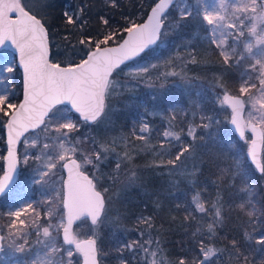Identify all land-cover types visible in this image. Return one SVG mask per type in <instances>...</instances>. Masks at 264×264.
I'll return each mask as SVG.
<instances>
[{
    "label": "snow or ice",
    "instance_id": "1",
    "mask_svg": "<svg viewBox=\"0 0 264 264\" xmlns=\"http://www.w3.org/2000/svg\"><path fill=\"white\" fill-rule=\"evenodd\" d=\"M89 7L81 4L63 13L65 25L72 28L63 35L65 43L60 45L53 43L50 29L22 0H0V58L7 56L9 50L18 56V62L5 60L0 65V85H8L10 78L22 70V99L14 102V83L0 92V126L6 130L7 145L0 196L12 187L19 165H27L31 160L35 165L33 183L41 190L54 191L62 205L57 221L52 220V209L45 211L44 225L39 223L38 209L47 197L35 205L29 200L3 213L7 219L0 226V253L6 247L14 253H28L26 259H12L10 264H100L102 249L98 247L96 230L108 219L112 202L110 189L104 182L118 181L121 162L117 159L113 173L102 171L111 157L119 156L118 144L114 138L92 134L91 126L109 122L112 97L141 83L154 87L153 81L163 76L179 77L185 87L192 85L186 73L174 70V54L170 53L167 59L162 58V53L157 54L170 30L194 22L193 26H199L208 47L218 53L225 66L212 82L216 102L220 108L230 109L227 123L248 147L243 160L234 154L225 158V141L211 131L221 122L204 112L199 114L198 123H189L187 135L193 142L204 140L203 134H196L197 129H203L219 147L212 166L237 197L235 207L248 219L239 241L226 236L221 231L226 220L222 198L218 195L206 207L209 202L201 198L202 193L194 192L189 204L184 205L185 220L195 219V212L210 219L191 233V257H179L177 264H222L225 254L235 264H264V232L255 238L253 246V238L246 230L248 226L264 227V203L253 199L264 188V0H196L195 6L186 0H152L140 5L144 14L141 19L121 12L123 23H120L110 14H98L96 20L103 27L94 30ZM120 7L119 0H104L105 9ZM54 48L58 49L55 57L59 59L53 58ZM194 53L195 48L189 51L187 63L198 62ZM161 65L173 70L153 77L151 70ZM231 69L239 71L238 95L228 90L226 77L231 75ZM124 77L129 79L125 81ZM178 108L184 111L182 101L173 99L165 111L175 113ZM81 121L89 126L84 132ZM138 124V131L131 134L136 140L148 141L152 134L150 124L144 118ZM246 131L252 135L246 136ZM163 137L155 167L167 169L170 175L201 174L196 163L199 145L185 144L179 133L169 130L163 132ZM173 140L179 142L175 152L171 151L175 147ZM19 145L25 149L22 155L18 152ZM124 159H131L128 152L124 153ZM189 160L193 162L190 170ZM249 165L254 166V171ZM131 175L135 177L136 173ZM190 182L193 186L197 184L196 179ZM233 203L227 202L229 207ZM181 206L179 202L176 204L177 208ZM77 221H90V234L85 238L73 231ZM137 222L148 229L153 226L151 216L141 215ZM33 234L37 236L35 244L40 246L35 252L29 243ZM221 238L228 242L224 248L217 246ZM120 247L131 254L136 264H165L160 241L150 235L146 237L143 231Z\"/></svg>",
    "mask_w": 264,
    "mask_h": 264
},
{
    "label": "trees",
    "instance_id": "2",
    "mask_svg": "<svg viewBox=\"0 0 264 264\" xmlns=\"http://www.w3.org/2000/svg\"><path fill=\"white\" fill-rule=\"evenodd\" d=\"M190 6H195L196 0H187ZM27 4L34 13H36L42 22L50 29L54 37L53 43L63 45V35L67 33L72 26L65 25L63 13L78 8L81 4L89 5L88 15L91 18V28L94 30L97 27H103L96 20L98 14L111 15L114 20L123 23L120 16L121 12L134 14V18L141 19L144 14L141 11V4L152 3V0H119L121 5L118 9H105L104 0H44L42 6H30L29 0H22ZM194 24V22H193ZM189 26L182 29L173 28L164 37V44L159 49L157 55L162 53L164 58H168L172 53V63L176 65L175 71L186 73L187 77L192 80L190 87H185L179 81V77L170 78L166 81L163 77L159 80H154V87H149L147 83H141L135 89H127L122 95H114L111 99L112 113L109 122L100 126H91L94 130L92 134L96 136L107 137L109 140L116 139L118 147L117 152L119 156H113L110 160L102 166L104 173H113L115 170L116 157L121 162V167L127 170L124 175L127 179L122 180L121 169L119 171L118 181L112 183L105 181V186L109 187L111 196V204L108 209V219L99 225L98 232V247L102 249L99 255L100 264H136L131 254L120 247L124 242H131L139 236L141 231L145 236H151L154 240H159L163 249L161 253L165 264H177L179 257H191L192 253L189 251L192 247L191 233L197 226L205 224L210 217H205L202 214L195 212V219L185 220V207L192 199L194 192L202 193V199H206L209 203L206 207H210V202L215 200L219 195L221 203L225 205L223 215L226 216L225 224L222 233L226 236L234 237L238 241L241 239L245 232V224L248 217L235 207L237 197L231 192L223 180L218 178L217 169L212 166V159L215 158L219 152H214L218 146H213L214 141L208 138L203 129H197V136L204 135V140L192 141L191 137L187 135V128L189 125L188 115L185 117L176 118L175 123L165 121L159 116H151V112H166V108L170 101L173 99L181 100L182 107L187 113L191 111L197 112V116L193 119V123H198V116L201 112L212 115L221 123L213 128L211 131L217 136L218 139L225 141L224 148L225 158L230 154L238 155L240 160L244 159L248 145H246L237 135L233 132L230 124L227 123L224 115L216 102L215 95L212 93L213 80L223 71L224 65L222 58L218 53L214 52L211 48L205 45L203 38L204 34L199 26ZM75 31V29H73ZM203 41V42H202ZM195 48V55L197 63H187L189 51ZM53 58L58 49H53ZM12 57L16 61L13 52L1 60ZM152 57H150L151 59ZM2 65V64H0ZM231 75L226 77L228 80V90L230 94L238 95V85L236 81L239 79V71L236 69L230 70ZM128 77H124L126 81ZM175 82V83H174ZM14 83L16 91L14 93V102H19L22 99V72L17 71L14 77L9 80L10 84ZM215 91H220L216 89ZM214 92V91H213ZM155 96L156 100L152 97ZM179 109V108H178ZM181 111V110H180ZM230 115V109H227L226 117ZM142 117L150 119L148 122L152 128V135L154 139L159 140L169 126L175 128V131L181 135V140L185 144L199 145L197 148L196 163L201 168V174L188 176L184 174L170 175L167 169L163 167H155L159 163V157L153 156V151L157 149H143L136 150L134 145H137L140 140H136L131 134L133 130L138 131V121ZM81 132L89 126L83 125ZM5 129L0 126V175L4 167V155L6 153ZM79 136L80 133H74ZM248 136V135H246ZM129 141L128 145H122L121 140ZM164 141V137L159 142ZM179 143V142H178ZM177 148L172 149V152L177 151ZM128 152L131 159H124V153ZM155 155V154H154ZM187 155V154H185ZM157 157V158H156ZM153 158V159H152ZM183 159V158H182ZM230 162V159L228 160ZM180 163L179 161L177 162ZM193 162L189 160L187 167L190 170ZM253 168L254 166L249 165ZM33 162H29L27 167L23 168V173L20 172L19 179L13 189L0 198V226L4 224L7 219L3 215L9 209H15L23 205L26 201H32L34 205L37 202L49 198L46 202L41 203L39 211L41 212L40 224H46L47 217L44 213L48 209L53 210L54 199L50 198L53 194L52 190H41L38 185L33 183ZM135 172L136 176L132 177L131 173ZM196 179L197 184L193 186L190 180ZM264 188L258 190L254 194V200H260L264 203ZM57 199V198H55ZM229 200L234 201L231 207L228 206ZM181 203V207L177 208L176 204ZM194 207V206H192ZM62 205L59 200H56V207L53 210V221L60 218V209ZM31 210L29 209V213ZM152 217V228L148 229L146 225L138 223V218L141 216ZM91 228L90 222L81 221L75 228L77 234L81 238H85L90 234L88 230ZM247 232L253 238L252 244L255 245V238L259 237L264 232V227L253 228L247 227ZM37 240L36 235L29 236V243L33 245L35 250L39 245L35 244ZM22 243V241H17ZM226 239H219L217 246L224 248L227 244ZM119 249V250H118ZM12 249L7 248L0 257V263L4 254L11 255ZM20 254V260L26 259L28 253ZM222 264H235V261L229 260L225 254Z\"/></svg>",
    "mask_w": 264,
    "mask_h": 264
},
{
    "label": "rangeland",
    "instance_id": "3",
    "mask_svg": "<svg viewBox=\"0 0 264 264\" xmlns=\"http://www.w3.org/2000/svg\"><path fill=\"white\" fill-rule=\"evenodd\" d=\"M29 4H30V6H35V7H38V6H42L43 4H44V0H29ZM186 2H188L187 0H186ZM203 41H204V43H205V45H207V43L205 42V40H204V38H203ZM202 41V42H203ZM208 46V45H207ZM162 58L163 59H166V58H164L163 56H162ZM151 59H155V57H152ZM5 60H7V61H13L14 59L12 58V57H8L7 59H5ZM5 60H1L0 59V64H3L4 63V61ZM17 61V60H16ZM166 70H168V71H170V70H173L171 67H169L168 65H161L160 67H158L157 69H154V70H151V72H150V74L154 77L157 73H163L164 71H166ZM175 70V69H174ZM161 77H163V76H161ZM164 78V77H163ZM170 78H173V77H167L165 80L166 81H169V79ZM6 87V85H0V92H2L3 90H4V88ZM212 93L214 94V92L212 91ZM215 95V94H214ZM237 95V94H236ZM165 113V115L164 116H161L160 115V113ZM193 113H195L196 115L195 116H193ZM221 113H222V115H224V117H225V119H226V113H227V109H222L221 110ZM173 115H175V117L176 118H178V116L179 117H185V115H188V120H189V123H193V119L197 116V112H195L194 110L193 111H191V113H187L186 111H180V109H177V111L175 112V113H171V112H164V111H159V112H151V116L153 117V116H159L160 118H162L163 120H165V121H169V122H171V123H175V120H176V118L173 120L171 117L173 116ZM230 116V115H229ZM142 118H144V121L145 122H149L150 121V119L149 118H147V117H142ZM197 119H199V116H198V118ZM166 130H169V131H173V132H176L177 133V131H175V128H173L172 126H169L168 128H166ZM165 131V130H164ZM163 131V132H164ZM248 136L250 137V135L248 134ZM154 137V135H152V136H150L149 137V140L148 141H140L137 145H134V148L136 149V150H139V151H141V150H143V149H149V150H152V149H157V150H155V151H153L152 150V152H153V156H151V157H154V156H157L158 157V153L160 152V148H159V140H162V138H163V134H162V136H161V138L159 139V140H157V139H154L153 138ZM121 142H122V145H128L129 146V141L126 139V141H122L121 140ZM172 144L173 145H175V147H172L171 148V151H172V149H174V148H177L178 146H179V143L177 142V141H175V140H173L172 141ZM165 146L166 147H168V145H167V143L165 142ZM213 146H216V144H214ZM223 147H224V145H223ZM24 146L23 145H21L20 146V154L22 155L23 154V152H24ZM28 151H33V150H31V149H29ZM220 151V149H219V147H218V149H216V150H214V152H219ZM155 154V155H154ZM156 157V158H157ZM117 159H119V158H117L116 157V160L115 161H117ZM153 159V158H152ZM121 160V159H120ZM29 162H33V161H29ZM34 163V162H33ZM24 167H27V165H24V164H21L20 165V169H21V173H23V168ZM122 169H121V176L123 175H126L128 172H127V170L125 169V168H123V167H121ZM126 180L127 181V179H126V177L124 176L123 178H122V180ZM55 187L56 188H58L59 187V184H56L55 185ZM53 197V199H54V204H53V210H54V208L56 207V200L57 199H55L56 197H55V193H54V191H53V194H51L50 195V198H52ZM24 205V204H23ZM22 206V205H21ZM98 229H99V227L97 228V230H96V233L98 232ZM74 232H76L77 233V231H74ZM88 232L90 233V229L88 230ZM89 234H87V236H88ZM38 247H40V246H38ZM37 247V248H38ZM36 248V249H37ZM36 249L35 250H33V252H35L36 251ZM12 256L10 257V258H8V255L6 254L5 256H3V258H2V260H1V263L0 264H10V261L12 260V259H14V255L13 254H11Z\"/></svg>",
    "mask_w": 264,
    "mask_h": 264
},
{
    "label": "water",
    "instance_id": "4",
    "mask_svg": "<svg viewBox=\"0 0 264 264\" xmlns=\"http://www.w3.org/2000/svg\"><path fill=\"white\" fill-rule=\"evenodd\" d=\"M13 15H15V14H13ZM9 51H11V52L14 53V55H15V57H16V60H17V62H18V56H17V54L15 53V51H14V50H9ZM21 72H22V70H21ZM232 95H233V94H232ZM230 126H231V125H230ZM231 128H232V126H231ZM232 130H233V128H232ZM233 132H234V133L237 135V137L239 138L238 133H236L234 130H233ZM248 134H249L250 136L252 135L250 131H246L245 135H248ZM5 141H6V131H5ZM19 150H20V145L18 146V152H19ZM5 156H6V153H5ZM4 166H5V161H4ZM19 168H20V165H19L18 170H17V174H16L15 181H14L12 187L9 189V191L12 190L13 186L16 184V182H17V180H18L19 171H20ZM65 175H66V173H65ZM9 191H8V192H9ZM0 197H2V196H0ZM79 222H80V221H77V222L73 225V231H74L75 226H76ZM89 222H90V221H89ZM1 254H2V253H0V256H1ZM98 259H99V257H98Z\"/></svg>",
    "mask_w": 264,
    "mask_h": 264
},
{
    "label": "flooded vegetation",
    "instance_id": "5",
    "mask_svg": "<svg viewBox=\"0 0 264 264\" xmlns=\"http://www.w3.org/2000/svg\"><path fill=\"white\" fill-rule=\"evenodd\" d=\"M20 146H21V145H20ZM19 153H20V150H19ZM4 156H5V155H4ZM19 170H20V171H19V176H20L21 169L19 168ZM19 176H18V179H19ZM17 181H18V180H17ZM16 183H17V182H16ZM14 186H15V185H14ZM14 186H13V187H14ZM12 189H13V188H12ZM10 191H11V190H10ZM10 191H9V192H10ZM7 193H8V192H7ZM3 196H4V195H3ZM0 198H1V197H0ZM80 222H81V221H80ZM80 222H79V223H80ZM79 223H78V224H79ZM78 224H77V225H78ZM77 225H76V226H77ZM76 226H75V228H76ZM75 228H74V231H75ZM11 254H13V255L15 256L14 259H16V260H20V254L17 255V253H14L13 250H12ZM1 255H2V254H1ZM5 255H6V254H4L3 256H5ZM3 256H2V257H3ZM11 256H12V255L9 254V255H8V258H10ZM0 257H1V256H0Z\"/></svg>",
    "mask_w": 264,
    "mask_h": 264
}]
</instances>
